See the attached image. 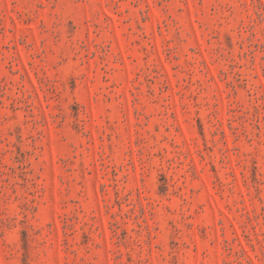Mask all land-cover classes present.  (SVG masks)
<instances>
[{"label": "rangeland", "instance_id": "1", "mask_svg": "<svg viewBox=\"0 0 264 264\" xmlns=\"http://www.w3.org/2000/svg\"><path fill=\"white\" fill-rule=\"evenodd\" d=\"M0 264H264V0H0Z\"/></svg>", "mask_w": 264, "mask_h": 264}]
</instances>
